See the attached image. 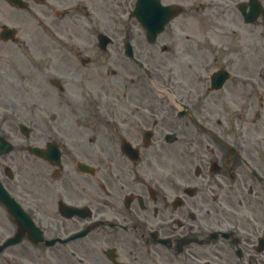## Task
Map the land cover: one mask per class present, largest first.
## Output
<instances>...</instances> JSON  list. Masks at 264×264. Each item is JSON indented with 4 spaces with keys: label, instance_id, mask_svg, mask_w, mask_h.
<instances>
[{
    "label": "flooded vegetation",
    "instance_id": "obj_1",
    "mask_svg": "<svg viewBox=\"0 0 264 264\" xmlns=\"http://www.w3.org/2000/svg\"><path fill=\"white\" fill-rule=\"evenodd\" d=\"M116 2L0 0V243L19 237L0 264H264V0H165L180 10L153 44L110 33ZM55 6L73 27L96 14L106 42L48 39ZM127 42L161 83L122 97L99 73Z\"/></svg>",
    "mask_w": 264,
    "mask_h": 264
},
{
    "label": "rangeland",
    "instance_id": "obj_2",
    "mask_svg": "<svg viewBox=\"0 0 264 264\" xmlns=\"http://www.w3.org/2000/svg\"><path fill=\"white\" fill-rule=\"evenodd\" d=\"M134 1L135 0H128L127 5H126L127 8L126 7L124 8V11L126 9L125 14L122 12L123 10L120 7H118L117 2L116 3H111L110 7L108 9L112 10L113 17H114V14L118 15V12H120L122 10L121 13H120V17L122 16L123 19H126V18L130 17V12H131V10L133 9V6H134ZM124 5L125 4L123 3V6ZM108 9H107V12H108ZM111 13H110V17H112ZM91 14H92V12H91ZM93 17H96V15H93ZM60 19L61 18H59V19L55 18V20H56L55 23H56V28L57 29L54 28V30L48 29L47 31H45V34H46V36H48V39H51L49 37L50 33H54V34H57V35L62 34L64 36V34L67 35L70 32V30H68L66 27L69 26L70 24H72L71 17H67L65 19L62 18L61 20ZM115 19H117V18H115ZM89 20H91V18ZM50 21H51L50 17L47 18L46 25L48 24L49 27L51 29H53L52 28L53 26L49 23ZM129 21H130V23L132 25L131 31L133 32V34L142 35L143 34V30H141V28H140L139 24L137 23V21H135L133 17ZM93 22L97 23L96 20L93 21ZM124 24H125V21L123 23H121V24L120 23L118 24L117 22L114 24L113 21H111L110 24H107L106 28L110 31V33H121V34H123L127 30V24H125V25ZM95 28H96V26H95ZM80 30L81 29H79V31ZM77 31H78V29H77ZM36 33H38V32L36 31ZM166 34H167V29L161 35L165 36ZM98 56H99L98 54L91 55V57H98ZM120 57H122V56H120ZM63 58L64 59H69L70 64L76 70H79L81 72L88 71L87 66L84 68L83 66L80 65L79 62L77 63L76 60H74L73 58L71 59V57H69V56H68V58L67 57H63ZM104 59H105V62H104L105 65L102 68L101 72L99 73L101 76L102 75H107V81L110 80L111 82H113V80H115V81L121 82L122 85H124V84L127 85V84L130 83L128 81V76H129V72L128 71H129L130 64H129V62L126 59L119 58V62H120L119 65L116 63V59H114V58H108L107 59V58L104 57ZM44 60H45V64H46L47 68H48V66H52L50 68L58 69L59 67H63L64 68L65 65H68L67 63L66 64L65 63H61L59 61L60 58L58 56H56L54 52L51 53V54H47L46 59H44ZM99 60L103 62V59L100 58V57H99ZM4 61H6V57L2 55L0 62H4ZM64 61H66V60H64ZM28 62L30 63V59L27 57V55H20V56L14 57V67L17 70H20V71H23V72L31 71V68L28 66L29 65ZM30 65H31V63H30ZM90 66H93V65H90ZM111 70H116L117 72L115 74H113ZM93 74H94L95 77L98 75L97 72H95ZM260 75H263V74H260ZM263 77H264V75H263ZM127 86H129V85H127ZM123 92H125V88L123 89ZM130 92H131V90L129 89V92H127V93H130ZM40 109H41V107L37 106V105L29 106V112L31 113V116H33L35 118L38 117V115L40 113ZM52 110L54 111V113H58L55 108H52ZM53 111H51V112L53 113ZM0 224L4 225V226L7 225V218L5 216H3L1 213H0Z\"/></svg>",
    "mask_w": 264,
    "mask_h": 264
},
{
    "label": "water",
    "instance_id": "obj_3",
    "mask_svg": "<svg viewBox=\"0 0 264 264\" xmlns=\"http://www.w3.org/2000/svg\"><path fill=\"white\" fill-rule=\"evenodd\" d=\"M154 8L157 9V19L154 21ZM134 14L141 21L146 29L148 36L152 39L153 36L162 30L164 24L169 19V8L161 6L158 2L154 7V0H137V5ZM153 40V39H152ZM7 242L6 244H8Z\"/></svg>",
    "mask_w": 264,
    "mask_h": 264
}]
</instances>
